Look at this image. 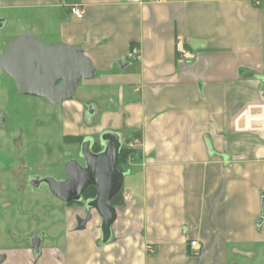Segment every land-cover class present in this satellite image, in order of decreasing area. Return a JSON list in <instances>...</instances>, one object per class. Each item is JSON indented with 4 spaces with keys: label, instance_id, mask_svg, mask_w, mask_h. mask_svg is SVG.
<instances>
[{
    "label": "crops",
    "instance_id": "0c3cea01",
    "mask_svg": "<svg viewBox=\"0 0 264 264\" xmlns=\"http://www.w3.org/2000/svg\"><path fill=\"white\" fill-rule=\"evenodd\" d=\"M71 5L84 10L81 19ZM0 31V57L28 32L44 45L81 50L94 68L59 104L21 97L0 68L12 109L18 112L16 98L35 103L46 112V133L56 130L65 146L69 137L116 132L132 150L123 171L128 197L114 205L106 243L94 209L56 203L43 216L49 195L26 192L23 163L0 159V264H251L264 257V0H0ZM177 35L195 59L179 58ZM132 46L138 52L130 58ZM0 115L2 126L1 105ZM0 142V156L4 146L23 150L17 129L8 139L0 133ZM15 184L22 196L10 195V203L3 191Z\"/></svg>",
    "mask_w": 264,
    "mask_h": 264
},
{
    "label": "water",
    "instance_id": "95a60500",
    "mask_svg": "<svg viewBox=\"0 0 264 264\" xmlns=\"http://www.w3.org/2000/svg\"><path fill=\"white\" fill-rule=\"evenodd\" d=\"M115 63L122 66L118 60ZM0 68L13 80L19 94L45 98L52 104L73 99L79 81L91 78L94 70L81 50L63 43L44 45L28 32L8 43L0 57ZM100 144L103 148L96 153L90 148L91 141L83 140L80 156L84 165L75 159L68 160L63 179L36 175L29 183L33 187L45 184L64 203L79 201L83 192L93 186L95 196L85 204L100 217L101 241L106 243L116 216L111 200L122 188L124 172L118 164L122 144L119 134L104 132ZM261 203L264 213V198ZM30 243L38 250V238L33 237Z\"/></svg>",
    "mask_w": 264,
    "mask_h": 264
},
{
    "label": "rangeland",
    "instance_id": "374dc122",
    "mask_svg": "<svg viewBox=\"0 0 264 264\" xmlns=\"http://www.w3.org/2000/svg\"><path fill=\"white\" fill-rule=\"evenodd\" d=\"M2 32L3 31H0V39ZM9 96H11L9 92L0 91V105L3 107L4 113L8 115H5L6 121L2 126H0V133L2 137L4 136L5 139H8L9 133L13 129H17L18 137L24 141V144L22 151L18 150L14 153H12L13 150L9 148V145L8 148L4 146L2 148V150H4L3 155L0 156L1 160L6 159L14 162L17 165H21V163H23V165L26 167L24 174L26 176H31L30 178H33L36 175L39 177L50 175L56 179H59L58 176H61L62 173L64 176V165L68 160L75 159L78 162L83 163V159L80 158L81 156L79 155L82 141L75 142V140H70L67 146L63 145L60 134L57 133L56 130L52 131L51 135H49L50 133H46L44 125L46 112L43 109H39L33 102H27L23 99L16 98L18 101L16 104L18 112H16V109L11 108V102L14 101V98L11 97V99L8 100ZM24 96L29 95H21V97ZM35 97L36 96L31 97L32 101H36L37 98ZM15 113H19L20 115L14 116ZM3 117V115H0V123ZM54 126L55 125H53V127ZM96 142L100 143V140L98 139L95 141V143ZM1 145L2 143L0 142V146ZM121 146L127 147L126 144L123 143ZM125 166L126 164L120 166L122 171H125ZM60 178H62V176ZM29 181L30 180L23 184V186H25L26 192L31 190L33 191V186L29 183ZM17 186V184L12 185L11 187L8 186L5 191H3V193L6 195L3 198H5L10 203H12L10 195L14 194L16 199L21 198L22 193L19 192ZM34 189H37L38 194L43 191L49 195L45 196L46 198H44V206L42 205L41 200H36L38 205L43 206V216H45V213L48 214L47 217L51 216V214H54L53 210L56 209V203H60L63 207L68 205V203H64L62 201L59 202L60 200L58 198L52 196L47 186L43 183ZM80 201L83 203L82 199ZM40 220L41 219H38V223ZM246 264L249 263L247 262ZM251 264H264V257L256 258L254 262H251Z\"/></svg>",
    "mask_w": 264,
    "mask_h": 264
},
{
    "label": "built area",
    "instance_id": "2783aa9c",
    "mask_svg": "<svg viewBox=\"0 0 264 264\" xmlns=\"http://www.w3.org/2000/svg\"><path fill=\"white\" fill-rule=\"evenodd\" d=\"M150 2H163V1H167V0H147ZM69 11L71 14H73L76 18L81 19L84 15V10L82 8H80L77 5H71L69 7ZM174 48L176 53L178 54L179 58L182 60H186V61H191L193 59H195V52L189 48H187L185 46L184 40L182 38L181 35H177L175 37V41H174ZM137 47L136 46H132L130 48V50L127 53V57L133 58L136 56L137 54ZM128 197V194H124L122 196L123 200H126ZM189 246L193 249V254L198 253L200 247L197 244L196 240H191L189 242ZM151 250V247L149 248ZM152 251V250H151Z\"/></svg>",
    "mask_w": 264,
    "mask_h": 264
},
{
    "label": "trees",
    "instance_id": "16d2710c",
    "mask_svg": "<svg viewBox=\"0 0 264 264\" xmlns=\"http://www.w3.org/2000/svg\"><path fill=\"white\" fill-rule=\"evenodd\" d=\"M81 137H69V140H77V141H81ZM99 145H95V149H98ZM132 153V150L125 147V146H121L120 150H119V155H118V164L119 165H124L126 164V161L129 157V155ZM96 193V189L93 186H89L82 194L81 199L83 201L86 200H90L95 196ZM122 188L120 189V191L112 198L111 202L113 205L116 204H120L122 202ZM76 202H80V201H76ZM72 203V202H70Z\"/></svg>",
    "mask_w": 264,
    "mask_h": 264
},
{
    "label": "flooded vegetation",
    "instance_id": "af4514ba",
    "mask_svg": "<svg viewBox=\"0 0 264 264\" xmlns=\"http://www.w3.org/2000/svg\"><path fill=\"white\" fill-rule=\"evenodd\" d=\"M81 138H82L81 141H83V140H84V137H81ZM98 139L100 140V137H98L96 140L94 139V141H92V143H91V147H90L91 150H92L93 152H96V153L99 152V151H101L102 148H103L99 142H98V143H97V142L95 143V141H97ZM69 141H70V140H69ZM81 141H77V140H76L75 142H81ZM90 141H91V140H90ZM93 142H94V143H93ZM95 145H99V146H98V149H95ZM80 146H81V145H80ZM79 155H80V154H79ZM80 158H82V157H80ZM70 160H71V159H70ZM76 161H77V160H76ZM79 163H80V162H79ZM65 164H66V163H65ZM81 165H84V161H83V163H81ZM64 166H65V165H64ZM120 166H121V165H119V167H120ZM64 177H65V171H64V176H62V178H60V179H63ZM31 179H32V178H31ZM81 196H82V195H81ZM80 200H81V199H80ZM80 200H79V201H80ZM80 202H82V201H80ZM83 202H85V201H83Z\"/></svg>",
    "mask_w": 264,
    "mask_h": 264
}]
</instances>
